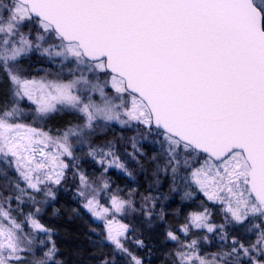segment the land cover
Masks as SVG:
<instances>
[{"label":"snow or ice","instance_id":"obj_1","mask_svg":"<svg viewBox=\"0 0 264 264\" xmlns=\"http://www.w3.org/2000/svg\"><path fill=\"white\" fill-rule=\"evenodd\" d=\"M33 52L74 65L72 78L24 75L22 62ZM0 74L11 96L0 105V264H63L38 218L46 200L37 195L55 199L49 185H60L75 167L64 159L74 158L73 140L87 144L112 122L154 137L163 159L152 160L159 172H171L173 190L178 181L194 183L222 206L219 225L207 207L191 212L179 229L185 237L206 229L225 241L227 226H239L240 237L211 259L200 255V239L185 242L167 231L179 246L171 264H264V0H0ZM25 100L39 117L70 110L81 122L53 136L21 122ZM106 147H90L88 155L127 172ZM132 147L143 155L135 137ZM79 181L83 206L103 221L105 241L128 264H145L126 246L134 230L117 219L137 210L133 201L112 195L105 207L98 196L107 181L95 188L82 172ZM155 199L143 197L142 207L155 208ZM26 203L32 210L25 213Z\"/></svg>","mask_w":264,"mask_h":264},{"label":"trees","instance_id":"obj_2","mask_svg":"<svg viewBox=\"0 0 264 264\" xmlns=\"http://www.w3.org/2000/svg\"><path fill=\"white\" fill-rule=\"evenodd\" d=\"M47 62L53 63V59L29 57L25 58L22 63L30 72L35 65L47 64ZM10 100V85L7 79L0 74V105L10 103ZM80 122L79 116L74 112L61 110L44 118L43 128L52 135H58L70 125ZM135 132V127L114 125L105 130H99L91 137V141L99 145L122 144L123 149L119 157L131 175L111 168L104 171L102 167L98 168L95 161L86 159L88 156L84 150L76 148L74 158H65L66 163L70 166L75 165V167H70L66 171L65 180L60 185H49L55 192V199L46 198L42 194L37 195L39 200H46L38 218L42 224L51 229L52 240L55 241L59 250L57 258L62 260L63 264H103L105 259H114L115 264H128L127 258L117 254L113 247L105 241L104 232L100 227L101 223H97L89 211L83 209L84 198L78 194V180L81 172L94 183L107 181L110 185V192L133 201L137 210L125 220L129 223L130 229L134 230L130 232V239L126 245L129 250L142 257L145 264H171L173 257L170 254L174 253L179 246L175 241L166 239V233L171 230L182 236L179 229L186 223L189 201L181 191L179 181L173 190L170 171L165 174L157 170L152 157L156 156L162 162L159 146L147 141L138 142L137 149L143 155L129 148V139L133 140ZM0 168H5L2 162H0ZM6 170L9 179L16 178L15 171ZM4 183L3 177H0V191L4 190L2 187ZM146 196L156 198L155 208H151L150 204L142 207L143 197ZM21 207L25 213L32 210V205L29 203ZM12 208H17L15 201L12 203ZM146 210L152 212L151 218L145 215ZM161 210L163 219L159 218ZM13 215L18 220H24V216L18 211H14ZM29 230L26 225L25 231ZM231 235L240 237L239 233H231ZM40 238L46 239V236L40 234ZM135 239L143 240L145 246L138 248L132 242Z\"/></svg>","mask_w":264,"mask_h":264},{"label":"rangeland","instance_id":"obj_3","mask_svg":"<svg viewBox=\"0 0 264 264\" xmlns=\"http://www.w3.org/2000/svg\"><path fill=\"white\" fill-rule=\"evenodd\" d=\"M29 57H37V58H42V57H47V56H42L39 52H33L32 54L29 55ZM27 57V58H29ZM53 59V63L47 62V64H37L35 65L30 72H28V68H26L24 65V75L28 76L29 78H35L37 80L39 79H44L45 81H62V82H67L69 79L72 78V76L69 74V68H74V65L71 64H67V65H62L61 61L59 58H52ZM35 64V63H34ZM53 64V65H52ZM20 107L25 109V115L22 118L21 122L28 124L34 128H38V129H42L43 128V119L46 118L47 116L44 117H39L36 112H35V105L31 104V102L25 100V101H21L20 102ZM59 107V106H58ZM61 111V110H60ZM114 125H119L118 123L112 122L108 127L114 126ZM103 128L104 130L107 129ZM136 128V127H135ZM102 130V129H101ZM45 132H48L47 130H44ZM52 135V134H51ZM55 136V135H53ZM135 138H136V142H140V141H147V142H152L154 140V137L149 135L147 136V138H144V133L142 130H137L136 128V132H135ZM132 143L133 140L129 139V148H133L132 147ZM153 143V142H152ZM154 144V143H153ZM108 145L112 146V150L119 156L120 153L122 152L121 150L123 149V145L122 144H116V143H110ZM108 145H99L93 141H91V138L89 140V142L87 144H78L75 140H73V152L76 148H81L82 150L85 151L86 155L88 156L89 161H95V163L98 165V168H101L105 171V168L108 169H115L117 171H120L123 174H128L130 173L125 165V163L120 159V162L123 163L125 165V168L127 169V172H125L123 169L117 168L115 166H108L107 161L103 164H101L99 161L100 159H102V156L97 153V155L95 157L88 155V152L90 150V147L92 149H100L103 148L105 151H107V147ZM155 146H158L157 144H154ZM138 147V144H137ZM75 154V153H74ZM66 158V157H65ZM64 158V159H65ZM66 162V161H65ZM12 171H14L13 169H11ZM17 175V174H16ZM89 181L90 178L88 177ZM92 183V186L95 188H100L102 182L100 183H94L92 181H90ZM179 186L181 188V191L183 192V194H185V192H190L191 196L187 197L189 204H188V213L187 216L194 211H202L204 207H207L211 210V218H210V222L216 225L219 224H223L225 223L224 220V214L222 212V206L219 204H214L212 201H209L207 199L206 196H204V194L199 191V189L197 188V186L194 183H190V182H182L179 181ZM81 189V185H80V181L78 180V190ZM112 195H117L115 193H112L109 191L108 189L102 190L99 192V196L98 199L100 201V204L105 206V207H109L110 206V197ZM120 197L126 199L125 196H121ZM85 203V201H84ZM84 205V204H83ZM83 209L84 206H83ZM87 210V209H86ZM88 211V210H87ZM187 211V210H186ZM135 211H129L125 216H118L117 219H119L122 223H126L129 225V223H127L125 220H127L128 216L133 215ZM90 213V212H89ZM91 214V213H90ZM91 216L96 220V222L101 223V229L104 232V227H103V221L96 219L92 214ZM186 216V217H187ZM126 217V218H125ZM239 226H233V225H228L227 226V231H228V235H229V239L222 241L220 239V233L217 232H212L209 233L207 232L206 229H193L194 232H191L189 234V236L185 237L184 234L182 233L181 236V240L187 242L188 240L192 239V238H197L200 239V244H199V253L201 256H205L208 259H211V257L213 256V254L218 253L222 250H227V245L230 242V239L232 237L231 233H239V231H237L236 229ZM207 236V240H203L202 237ZM234 236V235H233ZM240 236V235H239Z\"/></svg>","mask_w":264,"mask_h":264}]
</instances>
